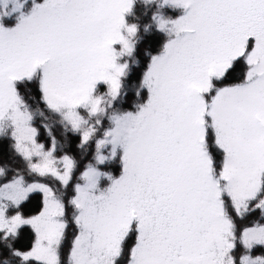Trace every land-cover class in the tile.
<instances>
[{"label":"snow or ice","instance_id":"1","mask_svg":"<svg viewBox=\"0 0 264 264\" xmlns=\"http://www.w3.org/2000/svg\"><path fill=\"white\" fill-rule=\"evenodd\" d=\"M0 264H264V0H0Z\"/></svg>","mask_w":264,"mask_h":264}]
</instances>
